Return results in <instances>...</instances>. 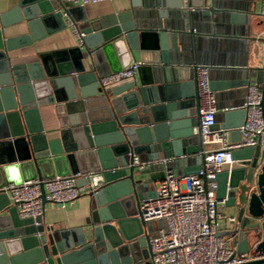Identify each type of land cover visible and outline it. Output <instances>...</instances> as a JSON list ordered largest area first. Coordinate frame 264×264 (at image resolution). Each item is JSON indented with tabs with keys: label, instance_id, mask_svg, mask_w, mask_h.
Wrapping results in <instances>:
<instances>
[{
	"label": "water",
	"instance_id": "water-1",
	"mask_svg": "<svg viewBox=\"0 0 264 264\" xmlns=\"http://www.w3.org/2000/svg\"><path fill=\"white\" fill-rule=\"evenodd\" d=\"M210 2L185 0V7L182 0H131L129 8L97 24L82 13L76 16L82 5L70 0H17L0 12V209L6 208L0 214V264H151L152 220L141 218L140 201L154 196L153 183L166 168L184 175L203 162L199 147L192 151L196 164H185L186 135L202 142L198 125L185 136L179 133L180 117L198 107L194 56L181 55L176 42L219 32L211 23L218 5ZM63 15L81 34L76 44L61 55L10 62L8 51L30 44L52 22L63 25ZM20 22L26 32L5 35L7 27ZM134 52L135 76L102 88L98 77L125 68L136 60ZM258 62L240 72L239 84L253 82L264 93V61ZM208 85L217 91L234 83L209 79ZM43 104H51L56 115V138L45 139L41 129L37 106ZM260 105L264 108V100ZM244 113L231 107L225 114L236 118L221 126L214 121L211 129L235 131L238 140ZM231 154L235 163L215 173V194L218 202L234 207L235 221L216 234L236 232L237 251L254 243L264 252V141L235 147ZM133 155L146 162L143 168L133 164ZM75 172L88 185L82 194L90 198V212L72 230L73 241L63 230L46 228L42 216L19 217L1 189L6 181ZM40 191L43 204L42 185ZM234 264H264V258Z\"/></svg>",
	"mask_w": 264,
	"mask_h": 264
},
{
	"label": "built area",
	"instance_id": "built-area-1",
	"mask_svg": "<svg viewBox=\"0 0 264 264\" xmlns=\"http://www.w3.org/2000/svg\"><path fill=\"white\" fill-rule=\"evenodd\" d=\"M80 5L102 0H70ZM264 14V0L260 9ZM73 34L79 41L80 33L72 24ZM138 61H133L125 68L109 71L98 77L102 88L116 84L125 79H132ZM197 93L198 118L201 141L213 144L205 150L203 162L196 172L177 175L166 168L163 177L154 182V196H146L139 203L141 218L146 220H162L163 226L148 239L152 251L151 264H234L264 258V252L255 250L254 243L247 251L239 252L232 245L236 232L216 234L222 229L230 228L235 215H229L217 208L215 194V173L223 166L230 167L235 161L232 149L235 147L255 145L264 141V108L260 105L264 100L261 88L248 82L245 95L239 107L245 109L244 117L237 129L240 139L229 140L230 129L217 127L211 129L215 121V91L209 88L208 66L195 62L192 65ZM133 164L141 169L142 162L136 155L132 156ZM75 174H58L51 177L23 179L17 183L6 181L1 189L7 193L19 217H41L43 204L40 198V187H43V198L56 204H64L86 192L88 185L78 183ZM260 218H264V213Z\"/></svg>",
	"mask_w": 264,
	"mask_h": 264
},
{
	"label": "crops",
	"instance_id": "crops-1",
	"mask_svg": "<svg viewBox=\"0 0 264 264\" xmlns=\"http://www.w3.org/2000/svg\"><path fill=\"white\" fill-rule=\"evenodd\" d=\"M16 1L17 0H0V12L11 8ZM130 2L131 0H102L89 2L81 6L82 12L77 10L76 16L82 13L86 20H91L94 24H97L98 21L101 23L103 20L105 22L108 16L129 8ZM137 2L140 4L141 0H137ZM213 2H216L218 8L215 11L213 19H211V23L215 26L213 29L219 32H216L212 36L195 34L191 41L178 39L176 42V51L183 56L186 54L194 56L190 64L195 62L206 64L209 67V79L212 81L222 82L223 80H227L229 84L231 82L234 83V85L228 88L215 91V106L217 107L215 121L219 124L218 126H221L220 124H224L226 119L230 121L236 118L234 114L228 119L225 112L231 109V107H239L238 105H240L245 95V85L239 84L241 77L240 72L246 69L247 66L259 64L258 59L259 61H264V14H260L263 0H213ZM182 3L183 6L186 7L185 0H182ZM207 4H211L210 0H207ZM143 7L142 5L141 8ZM63 23L64 24L61 25L56 21L54 23L52 22L46 29L42 27L39 36L35 40H32L30 44L8 51L10 62L12 64H20L38 61L40 55L53 56L56 54H63V51L65 52L78 42L72 30V24L74 23L68 20L64 15ZM194 29L196 28H193V31ZM26 31L27 29L24 23L20 22L19 24L7 27L5 29V35H18ZM134 54L136 56V52H134ZM135 59V61H138L137 56ZM190 64L189 68L191 66ZM106 69L107 68H104L103 71H107ZM226 72L227 79H225ZM185 73L186 75L193 74L191 70H185ZM129 80L130 79H125V81L109 85L108 87L113 88L125 84V82ZM257 87L260 88L259 85H257ZM37 111L45 139L56 138L58 136V121L52 110V105H39L37 106ZM197 118V110H193L188 116L180 117L179 120H181V122L179 125L181 127L179 133L184 135L188 129L192 130V132L196 131ZM186 138L187 143L185 145V150H188L189 153L186 152L185 156L189 158V162L185 164L194 165L198 161L197 155L192 152L193 150L200 147L202 151H205L214 147L213 144L204 143L202 141V145H199V143L194 140L193 134L190 136L186 135ZM237 138L238 133L235 131L228 135L230 141L237 140ZM234 163L235 162H233L232 165ZM226 168H228V166H223L222 169ZM172 170L176 174V170L174 168ZM79 177L80 176L77 177V180ZM78 183L86 185V183L81 180ZM89 201L90 198L82 193L76 196L75 199L64 204L45 201L41 214L42 223L46 228L49 227L52 230H63L67 232L69 239L73 241L75 233L72 230L83 225L86 217L89 216ZM217 208L226 214L235 215L234 207L224 206L223 203L217 202ZM0 214H6V208L0 209ZM162 226V220L152 219L148 230L150 233L155 234L157 229ZM223 227L224 224L221 222L220 228L222 229ZM125 228L132 230V224H125Z\"/></svg>",
	"mask_w": 264,
	"mask_h": 264
}]
</instances>
